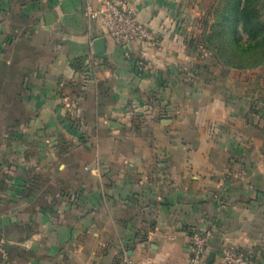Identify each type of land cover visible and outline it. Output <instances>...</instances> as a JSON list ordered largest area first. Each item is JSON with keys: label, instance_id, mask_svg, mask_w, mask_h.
<instances>
[{"label": "crops", "instance_id": "obj_1", "mask_svg": "<svg viewBox=\"0 0 264 264\" xmlns=\"http://www.w3.org/2000/svg\"><path fill=\"white\" fill-rule=\"evenodd\" d=\"M102 1L0 0V264H190L201 227L264 264V66L193 51L218 0H121L154 48Z\"/></svg>", "mask_w": 264, "mask_h": 264}, {"label": "trees", "instance_id": "obj_2", "mask_svg": "<svg viewBox=\"0 0 264 264\" xmlns=\"http://www.w3.org/2000/svg\"><path fill=\"white\" fill-rule=\"evenodd\" d=\"M201 35L192 40L224 67L251 70L264 66V0H218L207 12ZM201 54V55H200Z\"/></svg>", "mask_w": 264, "mask_h": 264}, {"label": "built area", "instance_id": "obj_3", "mask_svg": "<svg viewBox=\"0 0 264 264\" xmlns=\"http://www.w3.org/2000/svg\"><path fill=\"white\" fill-rule=\"evenodd\" d=\"M84 13L90 23L99 21L104 32L124 43L138 42L147 47H157L159 38L146 24L138 20L133 8L125 1L121 0H103L99 6L87 3L84 7ZM91 50V57L95 55V50ZM204 55L208 52L200 50ZM91 58V59H92ZM88 73L94 69L92 61H89ZM212 239V230L201 227L195 229L191 234L192 258L190 264H206L210 256V242ZM0 258L6 261L10 260L9 242L0 230ZM126 264H135L128 256L125 258ZM217 264H251L250 257L238 246L227 245L223 248Z\"/></svg>", "mask_w": 264, "mask_h": 264}, {"label": "water", "instance_id": "obj_4", "mask_svg": "<svg viewBox=\"0 0 264 264\" xmlns=\"http://www.w3.org/2000/svg\"><path fill=\"white\" fill-rule=\"evenodd\" d=\"M47 22L46 25L47 26H51L54 21H55V14L50 13L47 15ZM94 48L98 53H102L105 51V38H97L94 43ZM214 258H215V253L214 252H210V256H209V260L207 262V264H212L214 262Z\"/></svg>", "mask_w": 264, "mask_h": 264}, {"label": "rangeland", "instance_id": "obj_5", "mask_svg": "<svg viewBox=\"0 0 264 264\" xmlns=\"http://www.w3.org/2000/svg\"><path fill=\"white\" fill-rule=\"evenodd\" d=\"M202 48H203V47H202ZM202 48H200V49L202 50ZM201 54H202V53H201ZM201 54H200V55H201ZM215 54H216L215 52H212V53L210 52V53H208L207 55L202 54L201 56H202V57H210V58L212 57V58H214V55H215ZM2 178H3V177H2L1 174H0V179H2Z\"/></svg>", "mask_w": 264, "mask_h": 264}]
</instances>
